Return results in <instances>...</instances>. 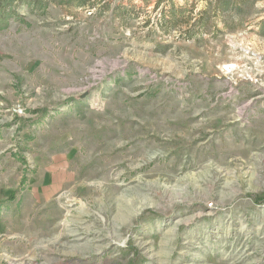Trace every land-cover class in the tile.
Masks as SVG:
<instances>
[{
  "label": "rangeland",
  "instance_id": "rangeland-1",
  "mask_svg": "<svg viewBox=\"0 0 264 264\" xmlns=\"http://www.w3.org/2000/svg\"><path fill=\"white\" fill-rule=\"evenodd\" d=\"M20 15L0 23V264H264V0Z\"/></svg>",
  "mask_w": 264,
  "mask_h": 264
},
{
  "label": "trees",
  "instance_id": "trees-1",
  "mask_svg": "<svg viewBox=\"0 0 264 264\" xmlns=\"http://www.w3.org/2000/svg\"><path fill=\"white\" fill-rule=\"evenodd\" d=\"M113 0H0V23L10 18L20 19V8L26 6L29 10H44L49 4L72 5L79 8H95L107 10ZM120 6V3L116 6Z\"/></svg>",
  "mask_w": 264,
  "mask_h": 264
},
{
  "label": "crops",
  "instance_id": "crops-1",
  "mask_svg": "<svg viewBox=\"0 0 264 264\" xmlns=\"http://www.w3.org/2000/svg\"><path fill=\"white\" fill-rule=\"evenodd\" d=\"M214 9H216V11H218V12H222V11H226L225 9H221V8H218V6H216ZM201 15H203V13L201 14ZM224 18L222 17V20H218V21H215V25L217 26L219 23L220 24H222V25H224L225 26V20H223ZM202 20H203V18H201L199 21H200V23H202Z\"/></svg>",
  "mask_w": 264,
  "mask_h": 264
}]
</instances>
